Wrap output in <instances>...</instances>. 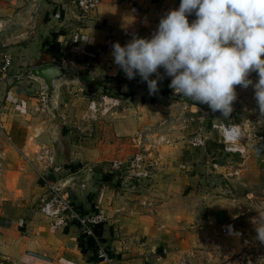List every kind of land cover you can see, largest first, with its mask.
I'll return each mask as SVG.
<instances>
[{
	"label": "crops",
	"instance_id": "crops-1",
	"mask_svg": "<svg viewBox=\"0 0 264 264\" xmlns=\"http://www.w3.org/2000/svg\"><path fill=\"white\" fill-rule=\"evenodd\" d=\"M37 1L0 0V56L7 53L12 58L7 76L0 74L3 125L0 130V264H102L93 254L90 237L76 223L50 229L37 211L45 188L25 158L43 143L52 149L53 144L60 145L66 152L64 159L58 153L55 155L56 164L61 168L56 177L80 175L65 187L73 204L85 211H103L105 220L96 227V232L112 256L113 264H182L177 261L179 258L175 259L186 247L187 240L177 236L178 224L189 223L193 211L188 213L179 206L176 213H168L166 201L198 198L193 191L183 193L181 189L185 183L199 179L194 171L202 166L198 163L202 161L195 156L189 161L183 159L190 148L187 139L197 128L206 134L207 144H213L216 135L211 123L230 122L263 134V140L254 141L245 160L237 164L243 167L233 170L244 175L242 171L248 164L249 174L253 171L258 178L260 198L264 199V115L256 103L252 85L247 89L236 87L233 111L230 116H224L219 111L212 112L206 104L176 95L169 87L172 77L167 75L158 80V91L154 94L149 93L147 82L140 98L139 93L127 92L124 101L135 103L139 114H134L132 104L118 108L99 102L98 109H104L97 114L99 132L92 142L83 137V141H67L65 145L59 141L60 135L66 137V128L57 124L55 112L43 106L37 84L25 77L29 68L49 63L54 55L72 58V51L84 48L86 54L76 56L69 64L76 70H88L98 79L108 77L111 84L112 78L108 75L115 69L120 70L111 55L113 43L118 41L123 46L134 34L150 38L160 19L170 10L178 9L181 0H101L88 12L78 11L70 0H43L33 17ZM191 18H196L194 13L188 17L190 23ZM161 70L162 67L159 74ZM150 78L156 79V74ZM249 78L255 82L258 75L252 72ZM75 83L58 86L59 105L68 108L72 95L81 96L78 92L81 88ZM103 96L106 101L111 98ZM180 113L201 121L191 122L182 131L171 132L172 143L162 147L150 180L131 189L109 171L110 160L134 151V146L131 148L129 144L130 136L120 135H133L136 123H154L155 119ZM79 117L85 122L89 119L86 106ZM79 127L82 129V125ZM226 162L222 168L230 167ZM201 195L211 199L208 193ZM227 200L222 209L216 208L212 200L202 203V215L194 214L195 221L201 216V223L208 227L216 220L220 221L218 227L232 224L238 205ZM186 227L194 226L192 223Z\"/></svg>",
	"mask_w": 264,
	"mask_h": 264
},
{
	"label": "clouds",
	"instance_id": "clouds-1",
	"mask_svg": "<svg viewBox=\"0 0 264 264\" xmlns=\"http://www.w3.org/2000/svg\"><path fill=\"white\" fill-rule=\"evenodd\" d=\"M111 55L129 80L139 75L147 82L150 94L158 91L162 67L176 95L224 116L233 111L236 87L252 85L264 115V0H181L150 38L134 34L123 46L114 42ZM256 231L264 242V222Z\"/></svg>",
	"mask_w": 264,
	"mask_h": 264
},
{
	"label": "rangeland",
	"instance_id": "rangeland-1",
	"mask_svg": "<svg viewBox=\"0 0 264 264\" xmlns=\"http://www.w3.org/2000/svg\"><path fill=\"white\" fill-rule=\"evenodd\" d=\"M90 75L94 80H99L97 77H95L96 75H92V74ZM108 76L112 78V85L107 90L108 92H105L104 94L96 93L98 92L96 90L92 91L93 90L92 87H94L92 86L93 83L86 84L78 80H75L74 81L76 82L75 84L81 88V90L78 91L81 96L72 95L73 99L69 102L68 108L59 105L58 103L59 98L58 101L56 98V105L54 109L55 118L57 124L60 123L62 127L66 128V137L63 138V136L60 135L61 138V140L59 141L60 143L66 145L67 141L69 142L83 141L82 140L83 137L84 139H87V141L92 142L91 140L94 139L95 135L99 132V129L97 127L98 121H96V119H97V114H99L100 112L99 110L102 107L98 109V107H100L98 104L99 102H101V99L98 96L107 95V97L117 98L119 100L117 104L118 108L121 105H124L123 107H125L126 105L130 107V105L132 104L134 109L133 110L134 114L135 115L139 114L136 112L137 108L135 103L129 101L130 104H127V102H125L124 100H126V97L128 95L127 92L128 93L133 92L136 94L139 93V98H140L143 95L142 93L143 90L146 89L144 86L146 82L142 81L138 75L134 79L129 80L122 69L120 70L115 69ZM89 90L91 91L89 92ZM90 102L94 103L95 110L87 109V105ZM85 106L89 118L87 122H85L84 119H81L79 117V112L84 110ZM170 116H174V115H170ZM163 118L161 117L158 120L155 119L154 123L158 122L160 119ZM136 120L140 121L139 119ZM196 120L201 121L198 119ZM151 124H153V122L152 123L141 122L139 124L136 123V125L138 126L132 133L133 135H120V137L130 136L129 144L131 145V148L134 146V151H135L136 147L134 143V137L137 135L139 130H142L144 127ZM80 125H82V129L79 127ZM69 130L71 132H69L68 134ZM195 130H201V129L197 128ZM213 139H214L213 144L211 143L207 144V138H206V141L203 146L198 148L187 149L186 151L187 155L184 156L183 158L184 160L189 161L192 157L195 156L197 159L199 158L202 161V162H198L202 166L194 171L195 173H197L199 179L197 181H194L193 183H185L181 187V189H183V193L185 191H193L195 196H198V198H187L185 200H182L180 198H175L174 200L166 201V207L168 213H176L177 208L179 206L188 213L190 211L191 212L193 211L192 213H190L191 214L190 215L191 218H189L190 222L188 223L184 221L183 224L179 223L178 226L180 228L177 229V231H179L177 233L178 234L177 236L180 235L179 237H184L187 240V245L182 251V253H180L179 256L175 259V261L179 258L177 261H180V263H184V264H226V263L233 264L232 262L234 261L237 252L239 250L244 249L240 241V233L237 232V229L244 228V230L247 229L257 232L256 228L261 225V222L264 219V203H262L263 204L262 205L259 202L260 200H264V199L260 198L261 190L259 184L256 183L258 178L257 176H255V173L251 171V173L249 174L250 167H248V164H246L245 169H243L242 171L244 172V175H241V172H239L238 174L237 173L232 174L234 168L243 167L237 164L240 163L242 160H245L247 154L243 158H239L235 154L224 153L221 149V144L219 142V136L217 131ZM43 144L47 145V143H43ZM53 145H54L53 146L54 154L56 155L58 153L59 157L61 159H64L63 155L66 152L61 150L60 145H57L60 149H58L55 144ZM210 146H214L215 149L211 150ZM161 150L162 148L160 149V153ZM160 153L157 156V161H155L154 168L156 167V164L159 161ZM124 156L125 157L119 156L114 159H123L127 157L126 155ZM155 157L156 154L152 153L151 158L153 159ZM216 159L222 160L220 162H226V160H230L228 161V163L231 168L230 167L220 168L216 170L211 168L210 162ZM150 179L151 178H149L148 180ZM201 193H208L211 199L202 197ZM233 198H236V200L233 201ZM227 199H230V201L233 202V204L238 205V210L236 211V217L232 219L234 220V222L226 226L228 229V233L224 235H220L218 233V225L220 223L219 220H216L214 225L209 227L208 225H206V223H201L200 221L201 216L195 221L196 214L197 216L202 215L200 209L202 203L204 202L206 203L207 200L208 201L212 200V202L214 201L213 203H215L216 208L222 209V207L225 206L226 202L229 201ZM196 207H197V212H195ZM245 208H249L250 211L243 214L242 212L244 211ZM198 212L200 213L198 214ZM239 212H241V214ZM250 217H253V219L254 218L257 219L250 220L249 219ZM192 223L194 226L192 227V229L186 227L188 224H192ZM172 236L176 237L175 232H172ZM262 245H263L262 248L264 250V243Z\"/></svg>",
	"mask_w": 264,
	"mask_h": 264
},
{
	"label": "built area",
	"instance_id": "built-area-1",
	"mask_svg": "<svg viewBox=\"0 0 264 264\" xmlns=\"http://www.w3.org/2000/svg\"><path fill=\"white\" fill-rule=\"evenodd\" d=\"M100 1L70 0L74 8L81 12L91 11L96 8ZM190 20L192 22L194 19L191 18ZM85 54L86 50L84 48H78L72 51V58H65L62 54H57L50 58L49 63L66 65L76 56ZM11 61L10 54L5 53L0 56V74L2 76H7ZM160 76L162 77L161 79H165L167 76L163 68ZM100 99L104 105L106 103H109L108 105L110 106L118 104L115 98H109L106 101L105 96H101ZM87 109L95 110L94 103L90 102L87 105ZM101 109L103 110L104 107ZM192 121L194 119L191 116L180 113L178 115L164 117L158 122L139 130L134 137L136 150L126 158L111 160L108 164L109 171L116 174L131 189L139 187L141 183L151 177V171L155 166L160 149L172 143V139H170L171 132L186 129ZM210 126L218 133L222 151L224 153L235 154L239 158L246 156L248 148L253 145L254 141L260 142L263 140L262 133L255 132L252 128H249V130L243 129L238 124L211 123ZM2 129L3 125L0 120V130ZM205 141L206 134L201 130H195L187 139V144L190 148H198L203 146ZM152 153L156 154V157L153 159L151 158ZM25 160L45 188V194L38 200L37 211L45 221L47 227L50 229H60L71 223H76L81 231L90 237L95 258L102 264H113L112 256L101 243L96 232V227L101 225L105 220L103 211H85L73 204L65 189V177H56L61 168L56 164L53 149L49 145L40 144L35 152L31 156L26 157ZM222 163L214 160L211 161L210 165L211 168L216 170L222 168ZM236 173V171L232 172V174ZM48 174H51L52 179L48 178ZM140 204L145 205V201H141ZM249 211V208H245L242 213L245 214ZM249 219L252 220L253 217ZM256 219L254 218L253 220ZM262 222H264V219ZM237 232L240 233V241L244 249L237 252L232 263L264 264V250L262 248L264 242H261L258 238V233L252 230H244V228L237 229ZM218 233L220 235L228 233L226 225H220L218 227Z\"/></svg>",
	"mask_w": 264,
	"mask_h": 264
},
{
	"label": "water",
	"instance_id": "water-1",
	"mask_svg": "<svg viewBox=\"0 0 264 264\" xmlns=\"http://www.w3.org/2000/svg\"><path fill=\"white\" fill-rule=\"evenodd\" d=\"M43 0H38L33 17L40 9ZM25 77L29 80L34 81L38 86V92L43 96V106L51 112H54L56 105V98L58 95V86L66 82H74L78 80L86 83L92 79L88 70H76L72 65H54L51 63H44L38 66H33L25 72ZM78 174H71L65 179V184L69 185L71 181H75L79 178ZM27 254L47 259L45 256L26 251ZM3 264H10L4 262Z\"/></svg>",
	"mask_w": 264,
	"mask_h": 264
},
{
	"label": "trees",
	"instance_id": "trees-1",
	"mask_svg": "<svg viewBox=\"0 0 264 264\" xmlns=\"http://www.w3.org/2000/svg\"><path fill=\"white\" fill-rule=\"evenodd\" d=\"M93 83V85L92 86H94V87H92V91H98V92H96V93H102V94H104L105 92H108L107 90L111 87V85H112V83L110 84V83H108V79L106 78V77H101V78H99V80H94V79H91V80H89L88 82H86V84H92ZM105 87V88H104ZM98 89H100V90H98ZM91 90H89V92H90ZM48 178L49 179H52V176H51V174H48Z\"/></svg>",
	"mask_w": 264,
	"mask_h": 264
}]
</instances>
